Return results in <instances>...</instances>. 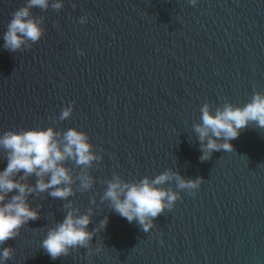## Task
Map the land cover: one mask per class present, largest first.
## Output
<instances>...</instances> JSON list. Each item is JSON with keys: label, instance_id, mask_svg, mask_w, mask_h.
Wrapping results in <instances>:
<instances>
[{"label": "water", "instance_id": "1", "mask_svg": "<svg viewBox=\"0 0 264 264\" xmlns=\"http://www.w3.org/2000/svg\"><path fill=\"white\" fill-rule=\"evenodd\" d=\"M24 4L0 0V134L86 132L103 159L90 169L93 189L69 199L82 213L95 209L89 231L108 223L92 239L102 251L53 260L41 242L67 201L29 196L33 208L42 205L40 218L3 245L14 250L4 264H264V129L250 124L230 141L234 152L214 151L202 162L192 128L204 103L242 106L254 90L264 92V0H63L59 11L32 9L45 17V35L13 53L3 34ZM83 15L86 24L78 22ZM72 102V116L54 122ZM6 166L0 150V171ZM169 168L204 181L194 196L165 184L181 199L148 233L100 203L102 181L114 172L139 180Z\"/></svg>", "mask_w": 264, "mask_h": 264}, {"label": "clouds", "instance_id": "2", "mask_svg": "<svg viewBox=\"0 0 264 264\" xmlns=\"http://www.w3.org/2000/svg\"><path fill=\"white\" fill-rule=\"evenodd\" d=\"M197 2L190 0L193 6ZM63 6V0H25V4L11 14L3 34V47L13 53L31 49L45 35V17L34 15L32 9L43 12L51 7L59 11ZM76 7L73 3L72 8ZM88 19L83 15L78 22L86 24ZM77 52L84 55L82 49ZM73 111L74 102L62 107L59 117L52 119L57 123L64 121L72 116ZM199 111L200 122H194L192 128L197 134L202 152L199 159L203 162L210 160L214 151L234 152L230 141L238 138L241 130L250 124L264 129V92L254 90L250 100L242 106L225 99L215 108L206 102ZM94 149L89 135L75 127L60 131L51 126L10 129L0 134V150L7 159L6 168L0 171V264L11 259L14 252L11 246L3 245L18 237L29 221L40 218L42 205L33 208L29 196L40 197L44 193L67 202L63 204L66 215L48 228L41 248L53 260L67 257L81 248L87 249L88 257L102 251V246L92 247V239L106 229L108 217L89 231L95 209L89 206L82 213L69 199L77 191L83 193L93 189L95 178L90 169L103 159L102 154ZM69 163L73 167L67 166ZM33 176L36 177L35 184L29 182ZM203 181L201 177L186 178L172 168L154 178L144 176L139 180H126L114 172L110 179L102 181L107 187L100 203L108 202L111 210L129 223L136 222L143 232L148 233L155 226V218L166 210L171 211L181 199L180 191L171 186L165 188V184L174 182L176 189L194 196ZM14 190L15 194L9 195ZM90 205L99 207L95 197L91 198Z\"/></svg>", "mask_w": 264, "mask_h": 264}]
</instances>
